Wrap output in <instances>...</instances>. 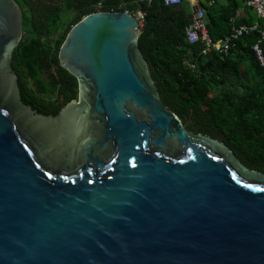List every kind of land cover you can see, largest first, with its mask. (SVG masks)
I'll use <instances>...</instances> for the list:
<instances>
[{
    "label": "water",
    "instance_id": "1",
    "mask_svg": "<svg viewBox=\"0 0 264 264\" xmlns=\"http://www.w3.org/2000/svg\"><path fill=\"white\" fill-rule=\"evenodd\" d=\"M142 16L72 28L79 98L46 116L12 66L23 12L0 0V264H264V174L165 105Z\"/></svg>",
    "mask_w": 264,
    "mask_h": 264
},
{
    "label": "trees",
    "instance_id": "2",
    "mask_svg": "<svg viewBox=\"0 0 264 264\" xmlns=\"http://www.w3.org/2000/svg\"><path fill=\"white\" fill-rule=\"evenodd\" d=\"M14 1L23 12L24 38L14 52L12 66L25 104L38 113L56 116L79 98L78 79L59 61L60 50L76 24L102 11L143 13L140 50L165 105L188 130L220 141L247 169L264 174V67L253 51L259 33L243 36L227 56L206 54L203 45H191L187 40L192 14L189 4L166 6L163 0ZM214 1L206 8L215 40L235 26L260 21L245 5L247 0ZM240 9L244 14L232 22Z\"/></svg>",
    "mask_w": 264,
    "mask_h": 264
},
{
    "label": "built area",
    "instance_id": "3",
    "mask_svg": "<svg viewBox=\"0 0 264 264\" xmlns=\"http://www.w3.org/2000/svg\"><path fill=\"white\" fill-rule=\"evenodd\" d=\"M166 6H183L190 5L192 9L191 22L186 28V37L191 45H203L205 47L206 54L218 53L221 55H229L233 50L237 42L245 35L259 33L260 40L253 46V51L256 55L258 62L264 67V50L262 48L264 42V0H247L245 5L252 9L259 20L253 24H241L235 26L232 31L224 36L222 39L215 40L210 33L208 9L201 4L199 0H163ZM214 1V0H213ZM212 1V2H213ZM215 2L211 3L213 6ZM143 14V13H142ZM242 15V11L238 10L236 16L232 17V22H235L239 16ZM144 15L142 16V19ZM191 68H195V65L189 64Z\"/></svg>",
    "mask_w": 264,
    "mask_h": 264
},
{
    "label": "crops",
    "instance_id": "4",
    "mask_svg": "<svg viewBox=\"0 0 264 264\" xmlns=\"http://www.w3.org/2000/svg\"><path fill=\"white\" fill-rule=\"evenodd\" d=\"M199 1H201V4H203L205 7H207L208 5L212 6L211 3L215 2L213 0H199ZM240 10L242 11V14H244V11L242 9H240Z\"/></svg>",
    "mask_w": 264,
    "mask_h": 264
},
{
    "label": "clouds",
    "instance_id": "5",
    "mask_svg": "<svg viewBox=\"0 0 264 264\" xmlns=\"http://www.w3.org/2000/svg\"><path fill=\"white\" fill-rule=\"evenodd\" d=\"M142 20V19H141Z\"/></svg>",
    "mask_w": 264,
    "mask_h": 264
},
{
    "label": "rangeland",
    "instance_id": "6",
    "mask_svg": "<svg viewBox=\"0 0 264 264\" xmlns=\"http://www.w3.org/2000/svg\"><path fill=\"white\" fill-rule=\"evenodd\" d=\"M141 14V13H140Z\"/></svg>",
    "mask_w": 264,
    "mask_h": 264
}]
</instances>
